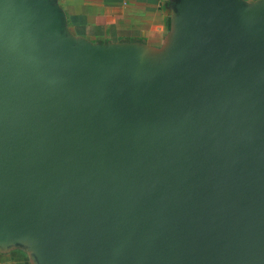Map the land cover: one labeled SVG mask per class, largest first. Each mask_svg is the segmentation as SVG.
Wrapping results in <instances>:
<instances>
[{
  "label": "water",
  "instance_id": "obj_1",
  "mask_svg": "<svg viewBox=\"0 0 264 264\" xmlns=\"http://www.w3.org/2000/svg\"><path fill=\"white\" fill-rule=\"evenodd\" d=\"M41 2L0 0V237L46 264H264V26L189 0L155 87L52 59Z\"/></svg>",
  "mask_w": 264,
  "mask_h": 264
},
{
  "label": "crops",
  "instance_id": "obj_2",
  "mask_svg": "<svg viewBox=\"0 0 264 264\" xmlns=\"http://www.w3.org/2000/svg\"><path fill=\"white\" fill-rule=\"evenodd\" d=\"M264 26V0H226ZM189 0H42L52 13L43 43L52 59L133 68L155 87L173 76ZM34 232L0 237V264H46Z\"/></svg>",
  "mask_w": 264,
  "mask_h": 264
}]
</instances>
